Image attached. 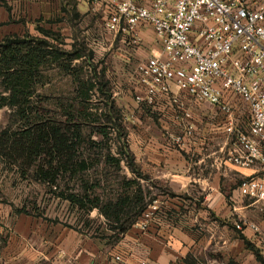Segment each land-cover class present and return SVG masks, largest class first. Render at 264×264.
Returning a JSON list of instances; mask_svg holds the SVG:
<instances>
[{
    "label": "crops",
    "instance_id": "crops-1",
    "mask_svg": "<svg viewBox=\"0 0 264 264\" xmlns=\"http://www.w3.org/2000/svg\"><path fill=\"white\" fill-rule=\"evenodd\" d=\"M11 1L14 0H0V24L8 22L9 12L4 2L9 4ZM24 1L31 6V0ZM99 7L106 16L105 8ZM26 31L30 30L5 32L0 40L12 34L23 35ZM140 35L145 51L140 49L136 54L141 60L159 55L161 46L153 30L143 27ZM136 89L137 93L144 95L142 90ZM143 104L146 110L159 108L169 117L164 122L160 121V125L157 123L166 130L167 136L163 130H157L153 121H146L144 126L136 123L131 134L130 150L140 172L149 177V182L160 183L171 193L154 200L149 206L154 213L149 228H141V218L109 247L62 226L49 227L21 218L18 219L16 241L13 242L18 243L16 249L22 257L17 258V264H25L26 261L34 264H115V255L122 256V264L215 263V259L206 263L198 260L211 253L233 254L232 222L235 215L239 222L258 227L257 232L250 227L242 231L244 239L253 242L256 233L262 235L264 213L261 206L238 198L236 193L241 180L257 175L258 169L240 168L227 161L233 141L225 131L224 118L219 117L218 110L192 103L175 87L169 95L156 99L154 104ZM185 111L190 112V120L183 117ZM9 113L6 108L0 109V129L7 125ZM142 127H145V132H140ZM150 127L153 130L149 133L147 129ZM189 127H192L190 136ZM233 180L237 183L231 188L229 184ZM5 215L2 221L9 220V215ZM203 222H210L213 230L201 232V227L199 231L198 227ZM2 231L0 227V235H3ZM243 238L241 242H244ZM6 256L3 253L0 260Z\"/></svg>",
    "mask_w": 264,
    "mask_h": 264
},
{
    "label": "built area",
    "instance_id": "built-area-1",
    "mask_svg": "<svg viewBox=\"0 0 264 264\" xmlns=\"http://www.w3.org/2000/svg\"><path fill=\"white\" fill-rule=\"evenodd\" d=\"M88 1L105 8L106 30L131 48L141 46L143 27L153 30L161 52L139 64L144 95L136 100L151 105L175 87L192 103L217 109L233 141L227 161L258 169L241 180L237 196L264 213V0ZM183 115L191 119L190 112ZM153 217L148 207L141 228L147 230ZM123 262L114 256L115 264Z\"/></svg>",
    "mask_w": 264,
    "mask_h": 264
},
{
    "label": "rangeland",
    "instance_id": "rangeland-1",
    "mask_svg": "<svg viewBox=\"0 0 264 264\" xmlns=\"http://www.w3.org/2000/svg\"><path fill=\"white\" fill-rule=\"evenodd\" d=\"M4 4L9 12V17L8 22L0 24V38L4 36L5 32H9V34L22 33L28 29L30 33L38 36L40 34L35 28L43 27L60 33L64 38L67 50H71L75 44L77 47H85L88 53L92 54L90 62L84 60L85 78L93 77V65L99 78L96 89L105 85L104 91L111 94L115 113L119 116V120L116 122L120 132L115 129L114 122H107L104 117V114L108 116L107 98L100 91L95 90L91 107L94 113L97 112V116H93L87 121L85 134L96 141L104 139V142H107L109 146V153L115 157H120L122 161L121 169L117 174L116 169L105 164L102 158L99 165L85 174L84 180L88 186L101 181L103 186L115 188L114 178L117 175L126 179H133L134 175L127 164L124 149L132 156L130 150L131 134L135 130L136 123L144 126L146 121H153L156 122L157 130L162 131L163 129L157 123L160 125V121L164 122L169 118L159 108L146 110L143 108L145 102L139 103L136 100L137 96H142L140 92L137 93L138 90L136 89L139 88L137 86V68L144 60H141L136 52L140 49L145 51L143 45L141 44L138 49L131 48L126 42H123V36L116 37L110 34L106 30L107 17L102 8L88 0H31V6L24 0H14L9 4L5 2ZM76 89L77 85L71 77L53 71L50 73V83L41 92L55 100L61 96L74 97ZM139 110L141 112L137 113ZM94 119L96 122H93ZM8 120L7 116V124ZM142 128L140 132H145V127ZM151 129L153 130L150 127L147 131L150 133ZM100 130H105L108 137H103L99 132ZM163 134L166 135V130H163ZM59 183V189H63L66 185L65 181ZM142 183L151 199L149 206L154 203V200L171 195L160 183ZM236 183V180H233L229 186L232 188ZM68 187L72 191L79 192L82 189V184L79 182L70 183ZM59 189L56 190L48 185L37 183L31 176H25L15 166L0 163V222H2L0 227L3 228V235H0V259L3 258V253L8 255V257L6 256L7 260L5 258L3 261L0 260V264H6V262L17 264L19 261L17 258L21 257L19 250L16 249L18 243H13L17 237L18 219L21 218L49 227L62 226L109 247L117 242L114 232L109 229L106 219L97 209L89 211L61 200L56 194ZM201 197L203 198V196ZM5 214L9 215L8 221H2V218L6 216ZM22 222L20 223L21 226ZM238 224L242 230L236 228ZM232 226L234 232L233 254L225 256L219 252L211 253V255L200 258L199 262L206 263L208 260L215 259L217 264H222V262L225 264H260L256 260V253L264 258V232L262 235L256 233L252 239L253 242L248 240L252 245L249 248L245 242L240 241L243 238L241 232L249 225L245 222H239L235 215ZM201 227V232L212 231L214 228L210 222H203L198 227L199 231ZM25 259L27 260L26 257ZM25 264L34 263L26 261Z\"/></svg>",
    "mask_w": 264,
    "mask_h": 264
},
{
    "label": "trees",
    "instance_id": "trees-1",
    "mask_svg": "<svg viewBox=\"0 0 264 264\" xmlns=\"http://www.w3.org/2000/svg\"><path fill=\"white\" fill-rule=\"evenodd\" d=\"M35 30L40 35L26 31L0 40V109L10 111L8 124L0 129V163L15 166L35 182L56 190L59 182L65 181L64 188L56 193L58 198L81 209H97L118 242L148 209L151 199L142 182L150 179L140 172L126 149L124 155L134 178L117 175L122 159L109 153L104 139L96 141L85 134L87 121L97 116L91 107L95 90L107 98L108 116L104 117L120 132L111 94L104 91L105 85L96 89L99 78L93 65V77L85 78L84 60L90 62L92 54L75 44L67 50L64 38L53 30ZM53 71L73 79L77 85L74 97L54 100L41 92L50 83ZM99 132L108 137L105 130ZM102 158L116 169L115 188L105 187L101 181L88 186L84 180ZM77 182L82 184L81 191L70 190L68 185ZM256 260L264 264L259 253Z\"/></svg>",
    "mask_w": 264,
    "mask_h": 264
}]
</instances>
